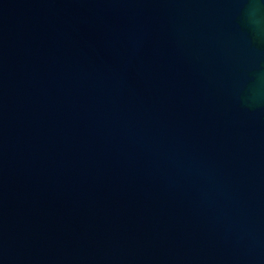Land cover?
Segmentation results:
<instances>
[{
	"label": "water",
	"instance_id": "95a60500",
	"mask_svg": "<svg viewBox=\"0 0 264 264\" xmlns=\"http://www.w3.org/2000/svg\"><path fill=\"white\" fill-rule=\"evenodd\" d=\"M0 264H264V9L0 0Z\"/></svg>",
	"mask_w": 264,
	"mask_h": 264
},
{
	"label": "clouds",
	"instance_id": "9594fccd",
	"mask_svg": "<svg viewBox=\"0 0 264 264\" xmlns=\"http://www.w3.org/2000/svg\"><path fill=\"white\" fill-rule=\"evenodd\" d=\"M250 5L253 22L259 25L261 23V12L264 9V5H261L259 0H250Z\"/></svg>",
	"mask_w": 264,
	"mask_h": 264
}]
</instances>
